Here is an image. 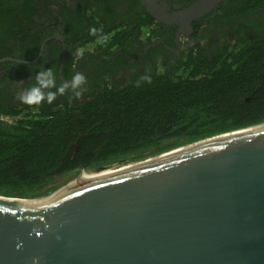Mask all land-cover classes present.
<instances>
[{
    "label": "trees",
    "instance_id": "obj_1",
    "mask_svg": "<svg viewBox=\"0 0 264 264\" xmlns=\"http://www.w3.org/2000/svg\"><path fill=\"white\" fill-rule=\"evenodd\" d=\"M54 3L0 0V56L33 59L44 37L43 22L32 21L33 15L52 19ZM235 5L227 16L241 19L245 12L264 5V0ZM80 8L68 13L62 8L63 27H53L46 35L59 33L66 51L73 52L66 58L62 76L69 78L78 72L81 79L60 82L51 90L49 85L52 93L42 95L38 103L0 105V114L11 118L0 119V195H47L75 177L80 168L131 162L264 122V17L257 18L259 31H251L254 20H242L233 27L230 39L211 46L207 40L203 47L189 46L172 62L157 61L152 69L144 67L137 75V70L127 69L134 64L125 60L130 53L127 44H133L130 40L135 29L141 32L157 27L152 15L144 7L134 21L120 13L118 22H100L91 8ZM20 41L25 44L16 48L14 55L8 54L10 45ZM89 44L95 45L92 52H88ZM56 47L52 38L45 43L53 55L58 52ZM160 49V45L152 47L144 61L156 60ZM96 54L107 56L101 60L103 64L89 59ZM44 59L32 64L3 61L0 66L11 68L15 63L31 71ZM89 64H93L89 75L77 71ZM17 66L15 70L23 74ZM120 67L130 79L119 74ZM54 69L56 65L38 71L41 77H34L25 88L42 82ZM103 73H109V78L97 79ZM55 94L61 99L55 100Z\"/></svg>",
    "mask_w": 264,
    "mask_h": 264
},
{
    "label": "water",
    "instance_id": "obj_2",
    "mask_svg": "<svg viewBox=\"0 0 264 264\" xmlns=\"http://www.w3.org/2000/svg\"><path fill=\"white\" fill-rule=\"evenodd\" d=\"M141 1L183 29L221 0ZM0 264H264V122L0 195Z\"/></svg>",
    "mask_w": 264,
    "mask_h": 264
},
{
    "label": "flooded vegetation",
    "instance_id": "obj_3",
    "mask_svg": "<svg viewBox=\"0 0 264 264\" xmlns=\"http://www.w3.org/2000/svg\"><path fill=\"white\" fill-rule=\"evenodd\" d=\"M55 3L51 4V11H52V19H47L46 21L42 19H37L33 15L32 21L40 22L42 23L43 31L41 32V35L44 34V37L41 40L40 45H38V50L35 54V61L24 63V64H32L36 63L40 60V58H45L44 61L37 67L33 68L31 71L25 68H22L21 66H17L12 64L13 67H3L0 66V105L4 107V105H8L10 103L15 104L18 102H22L17 97H26L32 93L33 90H36L40 97L42 95H48L52 92L48 91L49 89L53 87V85H60V82L68 83L71 80H73L74 77L79 76L78 72L73 73L69 76V78H64L62 76L63 73V67L64 63L66 61L67 57H72L73 52L72 51H66V46L63 41V38L59 35V33H54L51 35H46L47 33H50V30H52L53 27H63V22H61V17L59 16V13L61 9L63 8L66 13L71 12L73 10H81V6L84 5V9L91 8L94 14L96 15L97 19L100 22H105L106 19H111L112 22H118L121 20V14L123 13L125 15V18L132 19L133 21L136 20L139 13L142 12V9L146 6L141 0H54ZM159 4L162 5L166 10L173 11L174 9H180L191 2L195 0H156ZM248 2L252 0H221L216 6H214L210 11L205 13L204 15L198 17L197 19L193 20L191 22V26L187 28L181 29L179 25L166 23L163 21L156 20L155 23H157L156 28H150L146 31H139V29H135L132 36L137 37L130 40L133 42V44L128 43L127 49L130 50L129 55H125V60L127 63H134L130 68H127L128 70H131L130 72L137 70V75H139L143 70L144 67L147 69H152L154 64L158 61L159 63H166V62H172L173 58L177 57L180 54V51L184 48H187L189 46L193 45H199L201 47L204 46V41L207 40L209 42V45H212V42H223L224 39H230L229 34L233 32V27L238 26L240 21L242 20H248L252 19L254 22H256L259 17H264V5L257 6L254 10L245 12L244 15H242L243 18H232L230 16H227V11L229 9L234 8L237 3L240 2ZM42 4V3H41ZM61 5V6H60ZM219 5H221L219 7ZM147 10V9H146ZM42 9L38 12L40 13ZM148 11V10H147ZM149 12V11H148ZM67 17H71V15H67ZM134 17V18H131ZM116 19V20H114ZM80 21V20H79ZM194 21H197V24H193ZM197 26V27H196ZM262 29H264V25H261ZM260 24L258 22L254 23V27L251 29V31H259ZM34 30V28H32ZM41 31V30H40ZM220 33H225V36H220ZM46 35V36H45ZM53 39L55 43L58 45V52L56 55H53V52H51L50 48L45 49V43H47L48 39ZM28 40V39H27ZM149 40H151L149 42ZM29 42V40H28ZM147 43V45H143V43ZM10 43V42H9ZM25 44L24 41H20L16 44L10 45V53L13 54L16 48L23 46ZM53 44V43H51ZM160 45L161 49L160 51L155 55L157 58L156 60H152L149 62L144 61L145 54H148L151 51L152 47ZM215 45V44H214ZM9 47V46H8ZM88 52H92L95 48V45H87ZM163 49V50H162ZM136 51V52H135ZM163 51V53H161ZM161 53V54H159ZM39 54V55H38ZM96 54L95 56L89 58L91 60H95L98 62V64H103L102 59H105L107 56L105 55H99ZM33 57V58H34ZM37 57V59H36ZM49 58V59H46ZM172 57L171 59H169ZM25 60V59H19L12 57V55H4L0 56V62L3 61H10V62H18L23 64V62H19L18 60ZM30 60V59H29ZM48 60V61H47ZM56 65V69L51 70V74H47L44 80L40 83H37L34 87L27 90L25 88L26 84L30 85V82L34 81L32 80L34 77H41L39 76L40 70L45 71L46 69H49L52 65ZM93 64H89L87 67L83 66V69H77V71H81L86 75H89L93 68ZM97 65V64H94ZM18 67L19 70H22L23 74L16 71L15 68ZM138 67V68H137ZM45 69V70H44ZM124 67H120L119 74L124 75L125 80L130 79V74L124 73ZM68 73V72H67ZM109 73H103L100 75H97V79L101 76H105L107 78ZM44 77V76H42ZM82 77V76H80ZM55 79H58L59 81H55ZM87 80H90L88 77ZM44 82V83H43ZM95 84V82H94ZM63 87V86H62ZM64 88V87H63ZM58 93H60L58 91ZM71 93V91H70ZM72 95V93H71ZM61 99L60 94H55V100ZM1 115V114H0ZM78 148V145L75 146L73 152H75Z\"/></svg>",
    "mask_w": 264,
    "mask_h": 264
},
{
    "label": "clouds",
    "instance_id": "obj_4",
    "mask_svg": "<svg viewBox=\"0 0 264 264\" xmlns=\"http://www.w3.org/2000/svg\"><path fill=\"white\" fill-rule=\"evenodd\" d=\"M92 32H95V29L92 30ZM81 79L80 76L76 77V81L78 82ZM18 99H20L22 102L27 103V104H33V103H38L41 99L40 94L36 91L33 90L32 93L26 97H17ZM50 102V100H49Z\"/></svg>",
    "mask_w": 264,
    "mask_h": 264
},
{
    "label": "built area",
    "instance_id": "obj_5",
    "mask_svg": "<svg viewBox=\"0 0 264 264\" xmlns=\"http://www.w3.org/2000/svg\"><path fill=\"white\" fill-rule=\"evenodd\" d=\"M0 119L11 121V118L10 117L4 116V115H0Z\"/></svg>",
    "mask_w": 264,
    "mask_h": 264
}]
</instances>
